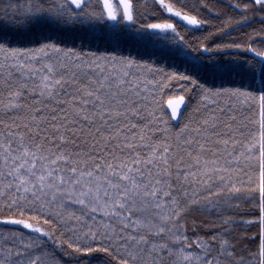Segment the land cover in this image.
I'll use <instances>...</instances> for the list:
<instances>
[{
    "label": "snow or ice",
    "instance_id": "6c2138e0",
    "mask_svg": "<svg viewBox=\"0 0 264 264\" xmlns=\"http://www.w3.org/2000/svg\"><path fill=\"white\" fill-rule=\"evenodd\" d=\"M222 2L0 0V264H264V0Z\"/></svg>",
    "mask_w": 264,
    "mask_h": 264
},
{
    "label": "trees",
    "instance_id": "16d2710c",
    "mask_svg": "<svg viewBox=\"0 0 264 264\" xmlns=\"http://www.w3.org/2000/svg\"><path fill=\"white\" fill-rule=\"evenodd\" d=\"M142 2V0H141ZM152 0H147L148 4H151ZM184 3L192 4L195 2V0H182ZM213 3H216L217 0H212ZM231 0H223L222 3H219L218 6L223 8L224 4L230 3ZM228 14L232 15L233 20H239L240 19V13L234 12L231 9L226 10ZM215 13H204L201 18L202 19H209L213 17ZM249 15L252 17L251 21L249 23L243 24L242 26L233 29V31L228 32L227 36H225L223 39L225 42H231L233 39L236 42H247L248 36L253 34V31L259 33L262 30H264V20L261 19L259 15L252 16L251 13ZM164 18H168V15L165 14ZM227 17L225 15L219 16L217 19L213 20V23H215L217 26L222 27V21L226 20ZM173 23L177 24L178 31L181 33V35L184 36L185 40L189 41L190 44L196 45L198 39H202L204 35H206L208 32L214 31V28L211 25H202V26H185L184 24L179 23L176 19H173ZM255 44L254 46L260 47L264 46L261 42V38L259 36H256L255 38ZM178 38L175 40L172 39V34L169 33V39L165 40L163 38H159L157 44L155 45V50L157 52H167L169 49L174 48L176 45H178ZM188 51H191V49H188ZM232 52H235L236 50H231ZM195 55V53H193ZM247 55H252L250 53H247ZM161 63H165V61L161 60ZM168 63H171V61H168ZM178 126V125H177ZM197 218L203 217L207 220H211L212 217L207 214V211L200 212L196 211L193 213ZM245 219H248L247 216L244 217ZM241 229H243V226H241ZM251 233L249 232V235ZM95 264V262H94Z\"/></svg>",
    "mask_w": 264,
    "mask_h": 264
},
{
    "label": "rangeland",
    "instance_id": "374dc122",
    "mask_svg": "<svg viewBox=\"0 0 264 264\" xmlns=\"http://www.w3.org/2000/svg\"><path fill=\"white\" fill-rule=\"evenodd\" d=\"M167 15H169V14H167ZM179 23H181V24H184V22H182V21H179L178 19H176ZM196 27H198V26H196Z\"/></svg>",
    "mask_w": 264,
    "mask_h": 264
},
{
    "label": "water",
    "instance_id": "95a60500",
    "mask_svg": "<svg viewBox=\"0 0 264 264\" xmlns=\"http://www.w3.org/2000/svg\"><path fill=\"white\" fill-rule=\"evenodd\" d=\"M185 23V22H184ZM250 54H252V53H250Z\"/></svg>",
    "mask_w": 264,
    "mask_h": 264
}]
</instances>
